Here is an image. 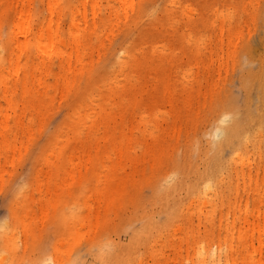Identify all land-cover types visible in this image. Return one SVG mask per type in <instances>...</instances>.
Wrapping results in <instances>:
<instances>
[{"label":"rangeland","instance_id":"obj_1","mask_svg":"<svg viewBox=\"0 0 264 264\" xmlns=\"http://www.w3.org/2000/svg\"><path fill=\"white\" fill-rule=\"evenodd\" d=\"M93 2L84 22L82 0H55L69 67L53 47L37 73L31 45L9 77L11 110L0 97V121L11 119L0 140V264H201L202 248L229 241L238 264H257L256 232H239L246 212L256 224L264 211V101L251 76L264 63V0ZM46 3L30 0L34 32ZM16 7L0 0L11 59ZM245 117L233 146L224 125ZM208 182V202H195ZM218 263L223 255L207 264Z\"/></svg>","mask_w":264,"mask_h":264},{"label":"bare ground","instance_id":"obj_2","mask_svg":"<svg viewBox=\"0 0 264 264\" xmlns=\"http://www.w3.org/2000/svg\"><path fill=\"white\" fill-rule=\"evenodd\" d=\"M218 3V2H217ZM216 3V4H217ZM95 3L93 0H82L81 6H77L74 9V14H80L84 22L86 21V8L89 6L90 12L92 15L95 14L96 7L94 5ZM213 4V3H212ZM47 18L45 21V26H40L38 30L35 32L32 30V27L30 26L29 20H30V0H17V11H14V13H17L16 23L14 24V36L11 38V42L14 44L12 48V55H14V59H11V53L9 54L6 49L1 51L0 47V87H1V94L0 97L3 101V107L6 111H9L12 109L13 100L10 97V92L12 87L16 88V84L13 83L9 77L12 74H16L18 71V67L20 65V62L24 60L25 58V50H27L28 47L31 45H36L37 49V62L35 69L37 70V73L42 75V72L46 73L47 71L44 69V56L49 55V49L55 47L56 49H59V54L63 62L69 67V62L71 59L72 51L69 48L70 45L68 44L67 40L60 34L59 31V23H58V17L54 19L55 17V0H47ZM254 9V8H253ZM189 13H191V10H189ZM219 13V11H217ZM221 13V12H220ZM203 17V16H201ZM199 16V18H201ZM36 23L42 24V19L40 16L35 17ZM203 21L202 19H200ZM187 21V20H186ZM190 21V20H189ZM192 22L196 21L194 19H191ZM190 21V22H191ZM198 22V19H197ZM203 23V22H202ZM201 23V24H202ZM189 24V22H188ZM196 27V23H193ZM189 24V26L193 25ZM200 24V23H199ZM187 25V24H186ZM206 25V23L202 24ZM199 25L197 24V27ZM201 26V25H200ZM71 34L73 36V46L75 50V55L77 57L81 56L80 53V41L77 36V30L78 25L75 24L73 21L70 25ZM6 43L7 40H4ZM194 47V46H193ZM194 52H197V48L193 50ZM211 53V50L208 51ZM83 55V54H82ZM5 59L10 62V65L5 66ZM264 62V61H263ZM11 65H13V68H11ZM263 66L260 68L261 70L257 73H253L251 75L252 77H256L258 88L261 91V100L264 101V63ZM6 75V76H4ZM247 77L250 75L246 74ZM40 84V83H39ZM264 103V102H263ZM262 117L264 119V112L262 113ZM228 117L227 113H221L218 118H221V120H225ZM242 119H234L231 122L226 123L224 126L230 131L229 135L225 136L224 140L227 141L229 144L233 145L235 142H237L241 135H244V131L246 127H249V123L252 121L251 119L244 118ZM31 120L29 119L28 122ZM11 123V119L8 115H5L2 120L0 121V140L7 139L6 136V130ZM248 124V125H247ZM219 131V129H217ZM16 137L14 136L13 139ZM234 146V145H233ZM242 165H244L242 163ZM217 172H215L216 175ZM194 190L197 191V185L193 186ZM213 186L209 182L206 183L204 186V192L202 196L198 193L196 195L195 202H201L203 205L208 202L206 199V192H210L212 190ZM245 218L243 220L244 226L240 229L239 234L244 233V227L251 229V235L256 232L257 239H258V245L256 247H252V244L245 243V248H248L249 246L252 247L251 251H249L251 259L257 262V264H264V255L262 256V253L264 254V238L259 239L260 235L264 234V228H260L259 222L262 217H264V211L260 213L258 211L256 217V224L249 222L248 214L245 213ZM233 226H231L232 228ZM256 228V229H255ZM251 242V239H250ZM201 264H207L211 261H217L219 262L220 257L223 255L224 257V263L225 264H238L235 259L231 257V253L234 252V248L231 244V241H229V244L224 246V250L222 248H202L201 251ZM230 254V255H229ZM48 258V257H47ZM53 259V258H52ZM46 261V259H45ZM53 261V260H52ZM47 262V261H46ZM45 264V263H44ZM219 264V263H218Z\"/></svg>","mask_w":264,"mask_h":264}]
</instances>
